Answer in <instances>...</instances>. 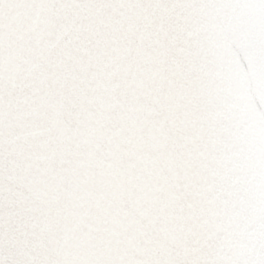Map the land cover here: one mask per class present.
Wrapping results in <instances>:
<instances>
[{
    "label": "snow or ice",
    "instance_id": "1",
    "mask_svg": "<svg viewBox=\"0 0 264 264\" xmlns=\"http://www.w3.org/2000/svg\"><path fill=\"white\" fill-rule=\"evenodd\" d=\"M0 264H264V0H0Z\"/></svg>",
    "mask_w": 264,
    "mask_h": 264
}]
</instances>
